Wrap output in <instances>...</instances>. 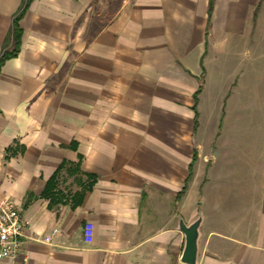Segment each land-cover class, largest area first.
<instances>
[{"label":"crops","instance_id":"1","mask_svg":"<svg viewBox=\"0 0 264 264\" xmlns=\"http://www.w3.org/2000/svg\"><path fill=\"white\" fill-rule=\"evenodd\" d=\"M27 0H0V55ZM211 2V8L209 5ZM0 65V264H264V0H29Z\"/></svg>","mask_w":264,"mask_h":264},{"label":"built area","instance_id":"2","mask_svg":"<svg viewBox=\"0 0 264 264\" xmlns=\"http://www.w3.org/2000/svg\"><path fill=\"white\" fill-rule=\"evenodd\" d=\"M21 206L11 200L0 204V262H18L27 227Z\"/></svg>","mask_w":264,"mask_h":264},{"label":"water","instance_id":"3","mask_svg":"<svg viewBox=\"0 0 264 264\" xmlns=\"http://www.w3.org/2000/svg\"><path fill=\"white\" fill-rule=\"evenodd\" d=\"M200 222V216L188 225L185 224L182 219L178 221V231L184 236V247L180 257V261L184 264H195L196 262L198 228Z\"/></svg>","mask_w":264,"mask_h":264},{"label":"trees","instance_id":"4","mask_svg":"<svg viewBox=\"0 0 264 264\" xmlns=\"http://www.w3.org/2000/svg\"><path fill=\"white\" fill-rule=\"evenodd\" d=\"M28 2H29V0L26 1L25 5L19 10V12L12 19V25H11L10 31H9V33L6 36V39L4 41V48L10 42L11 43V50L10 51L4 50L2 52V54L0 55V65L2 64V62L5 59L15 56L19 50L21 30H20L17 23H18V20L23 15V13L27 7ZM210 8H211V2L209 5V9Z\"/></svg>","mask_w":264,"mask_h":264}]
</instances>
